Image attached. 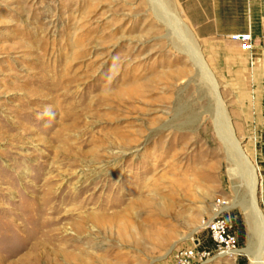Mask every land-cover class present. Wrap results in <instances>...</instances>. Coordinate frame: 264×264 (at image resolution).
Returning a JSON list of instances; mask_svg holds the SVG:
<instances>
[{"label":"rangeland","instance_id":"1","mask_svg":"<svg viewBox=\"0 0 264 264\" xmlns=\"http://www.w3.org/2000/svg\"><path fill=\"white\" fill-rule=\"evenodd\" d=\"M251 1L244 51L200 38L178 0H0V264H175L176 248L211 247L217 212L240 252L202 264H252L247 172L216 124L255 165L264 213V0Z\"/></svg>","mask_w":264,"mask_h":264},{"label":"crops","instance_id":"2","mask_svg":"<svg viewBox=\"0 0 264 264\" xmlns=\"http://www.w3.org/2000/svg\"><path fill=\"white\" fill-rule=\"evenodd\" d=\"M178 1L197 35L209 44L226 43L232 34L251 32V0Z\"/></svg>","mask_w":264,"mask_h":264},{"label":"bare ground","instance_id":"3","mask_svg":"<svg viewBox=\"0 0 264 264\" xmlns=\"http://www.w3.org/2000/svg\"><path fill=\"white\" fill-rule=\"evenodd\" d=\"M182 38H183V41H182L183 47H184V50L186 51L188 58L192 61L195 68H198L200 74L203 75V77L211 83V85L213 86V90L216 94V99L219 100L218 92L216 89L217 87L215 84V79H214V76L211 74L210 68L208 67V65L206 64L205 60L201 56L200 52L196 49V47L193 46L191 43H189L185 39L186 37L184 38L183 35H182ZM216 124L218 125L220 129V130L218 129L219 130L218 132H220L223 135L222 136L223 141L226 144L232 145L233 148L235 147L238 150V153H239L238 160L242 168V173L244 174V172H247V175H244V176H247L246 182H247V186H248V190L250 194V203H249L248 208L249 209L252 208L251 218H252L253 233H254V236L256 237L255 239L256 248L253 250H248V251L244 250V251L249 255L252 264H264V254L262 251V248H263L262 244L264 242V213L260 210L258 202H257V198H256V190H257V186L259 183L257 169L255 165L249 161L245 153L242 152L240 147L238 146L239 142L237 140L233 127L229 126L228 124L227 129H221L220 122H218L217 119H216ZM254 214L256 216V220L253 217ZM238 252H240V250L236 249L232 253H238ZM232 253H225L221 255H228Z\"/></svg>","mask_w":264,"mask_h":264},{"label":"built area","instance_id":"4","mask_svg":"<svg viewBox=\"0 0 264 264\" xmlns=\"http://www.w3.org/2000/svg\"><path fill=\"white\" fill-rule=\"evenodd\" d=\"M233 40L240 44L244 51L253 49V40L250 31L231 35ZM207 231L211 247H186L176 248L173 252L175 264H202L206 260L225 253H232L237 249V237L231 231V225L221 213L209 217L203 225Z\"/></svg>","mask_w":264,"mask_h":264}]
</instances>
